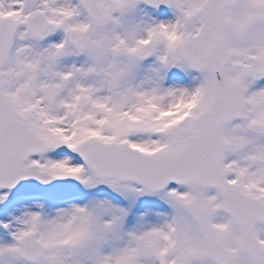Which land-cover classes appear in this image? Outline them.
I'll list each match as a JSON object with an SVG mask.
<instances>
[{
	"label": "snow or ice",
	"instance_id": "6c2138e0",
	"mask_svg": "<svg viewBox=\"0 0 264 264\" xmlns=\"http://www.w3.org/2000/svg\"><path fill=\"white\" fill-rule=\"evenodd\" d=\"M137 2L0 0V205L27 178L186 190H167L161 223L123 236L126 210L106 201L0 207V264H264V0H147L175 17L143 28L122 19ZM149 55L154 75L135 81ZM173 65L199 82L163 88Z\"/></svg>",
	"mask_w": 264,
	"mask_h": 264
},
{
	"label": "rangeland",
	"instance_id": "374dc122",
	"mask_svg": "<svg viewBox=\"0 0 264 264\" xmlns=\"http://www.w3.org/2000/svg\"><path fill=\"white\" fill-rule=\"evenodd\" d=\"M175 17V11L170 6L164 3L153 5L147 0H138L136 6L129 10L123 19L125 24L134 25L143 28L149 23L160 21H170ZM63 33L59 30L50 33L43 40L34 42L35 46L43 47L51 42L58 41L62 38ZM87 61L84 55H69L63 57L60 61L59 67L63 68L70 64H82ZM157 66L154 55H149L137 64L134 71V80L140 81L152 77L153 69ZM159 83L163 88L169 87H192L199 82V73L194 69H184L178 66H169L162 69L159 73ZM264 86V77H261L254 83V87ZM66 150L63 148L55 151L45 153V156L50 158H57ZM75 161L83 163L76 154H73ZM38 155H32L31 158H38ZM137 187H139L137 185ZM176 188L178 191L186 190L185 187H170ZM101 189V193L98 191ZM165 188L161 191L154 192H140V193H121L106 184H97L91 187H85L78 181H74L70 185L54 186L50 189L42 191L44 195L39 197H27L23 192L13 190L9 191L7 204L0 205L6 212H10L13 216H19L25 208L36 210V204L43 205V211L48 214H54L58 208L66 207L70 203L90 204L96 201H106L117 207L126 210L121 225L120 235L123 236L128 231H139L148 227L151 224L161 223L167 216H170L173 209L167 198V190ZM212 193L213 191H208ZM78 193V196L74 194ZM73 195V196H71ZM69 196V197H68ZM63 197L65 202L59 204ZM73 199V200H72ZM264 228V226H260ZM11 242V236L2 228H0V243ZM115 242V241H113ZM15 264H23L22 261H16Z\"/></svg>",
	"mask_w": 264,
	"mask_h": 264
},
{
	"label": "water",
	"instance_id": "95a60500",
	"mask_svg": "<svg viewBox=\"0 0 264 264\" xmlns=\"http://www.w3.org/2000/svg\"><path fill=\"white\" fill-rule=\"evenodd\" d=\"M34 155V154H33ZM78 155V154H77ZM80 158V157H79ZM82 160V158H80ZM83 161V160H82ZM73 180H54L47 184H42L34 178H27L21 181H18L17 184L12 188L14 190H24V191H36V190H43L46 188H50L54 185H61V184H71ZM167 185H181L177 184L175 181H169ZM166 185V186H167ZM212 187H209L210 189Z\"/></svg>",
	"mask_w": 264,
	"mask_h": 264
}]
</instances>
